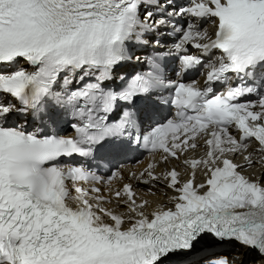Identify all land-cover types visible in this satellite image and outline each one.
Wrapping results in <instances>:
<instances>
[{"label": "snow or ice", "instance_id": "1", "mask_svg": "<svg viewBox=\"0 0 264 264\" xmlns=\"http://www.w3.org/2000/svg\"><path fill=\"white\" fill-rule=\"evenodd\" d=\"M133 60L145 70L117 71ZM141 149L191 170L130 173L166 181L173 207L123 183L116 161ZM256 164L264 0H0V264H230L212 250L233 241L264 259Z\"/></svg>", "mask_w": 264, "mask_h": 264}, {"label": "bare ground", "instance_id": "2", "mask_svg": "<svg viewBox=\"0 0 264 264\" xmlns=\"http://www.w3.org/2000/svg\"><path fill=\"white\" fill-rule=\"evenodd\" d=\"M255 148L254 145H251L248 149L249 152H252ZM202 155L204 152H205V149L202 148V150L200 151ZM254 159H259V156L256 155L253 157ZM147 160V159H146ZM244 162V158H241L240 160L237 161V163H243ZM150 164V160H147L144 162L142 168L146 167L147 165ZM141 168V169H142ZM163 169L161 167H158L157 166V169H156V172L159 173L160 171H162ZM262 170H264V167H261V165L259 164H256L254 165L253 167L251 168H246L245 170H243L247 175L249 176H252L253 179H260V175H264L261 174ZM163 173H166L165 171ZM187 173L186 170L181 171V175ZM264 178V177H263ZM165 184L166 182L165 181H161L159 184H157L155 187H153V192L152 193H148V192H142V195L144 197H146L150 204L155 206V205H158V204H164L166 205L167 207L171 206V204H168L167 203V200H168V197L171 196V192L170 190H168L166 187H165ZM122 211H125L124 209H121ZM246 249L241 246V245H238V249L236 250V253L240 254L241 256L242 255H245L246 254ZM235 261H237L235 259ZM256 264H264V260L262 259H258L257 260V263Z\"/></svg>", "mask_w": 264, "mask_h": 264}]
</instances>
